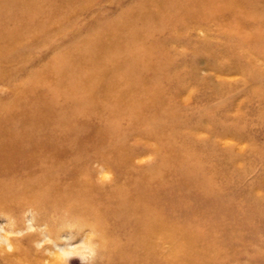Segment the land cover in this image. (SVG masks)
Instances as JSON below:
<instances>
[{
    "label": "bare ground",
    "instance_id": "bare-ground-1",
    "mask_svg": "<svg viewBox=\"0 0 264 264\" xmlns=\"http://www.w3.org/2000/svg\"><path fill=\"white\" fill-rule=\"evenodd\" d=\"M31 1L0 0V85L6 88L0 90V215L27 212L43 227L18 237L7 236L11 227L4 229L0 264H72L75 254L90 256L91 264H194L203 259L206 241L191 251L199 236L194 227L181 226L185 215L175 209L187 199L181 178L176 179L184 164L177 157L154 164L141 160L146 149L157 158L175 150L157 136L176 123V116L157 107L162 102L159 88H142L148 78L141 74L148 69L138 52L155 32L135 28L151 23L155 9L163 10L167 0H150L147 11L126 19L128 26L119 32L118 24L117 31L110 25L94 37L78 33L66 44H56L59 59L42 66L32 53L70 31L74 9L94 11L100 0ZM172 1L160 19L165 26L180 13L190 18L189 6ZM208 1L214 15L223 11L225 4ZM251 16L243 15L241 21ZM258 18L260 27L251 29L260 40L250 43L240 36L237 42L244 47L247 66L237 65L250 74L264 64L262 11ZM154 51L150 48L149 55L155 57ZM143 144L148 148L139 149ZM201 194H189L196 208L186 214L213 204ZM60 221L66 230L56 228ZM75 234L81 235L80 245L70 241ZM61 235L65 242L56 240ZM212 260L207 262L214 264Z\"/></svg>",
    "mask_w": 264,
    "mask_h": 264
},
{
    "label": "rangeland",
    "instance_id": "rangeland-1",
    "mask_svg": "<svg viewBox=\"0 0 264 264\" xmlns=\"http://www.w3.org/2000/svg\"><path fill=\"white\" fill-rule=\"evenodd\" d=\"M149 1L100 0L97 9L92 7L95 12L76 8L70 31L51 37L54 38L51 44V39L46 40L32 55L39 57V66L52 63L60 57L58 49H54L56 44H66L78 33L94 37L110 25L111 30L118 26L115 31L119 32L126 19L140 10L147 11ZM214 1L225 4L223 11L216 15L208 0H178V5L182 3L189 8L193 5L197 9L185 7L190 18L180 13L171 16L170 25L165 26L160 20L167 16L165 6L174 3L167 0L163 10L154 8L156 14L151 23L135 25L136 31L150 29L155 32L150 42L142 44L138 52L148 69L141 74L148 78L142 88L147 91L159 88L164 96L158 93L162 102L157 107L170 109L177 119L173 126H165L157 136L163 137L161 142L173 143L175 150L163 151L157 158L146 149L141 160L154 164L177 157L184 164L183 174H177L176 179L181 178L182 192L187 199L181 205L176 204L175 209L185 215L181 226L194 227L199 236L200 242L192 245L191 251L200 250L201 240L207 245L203 252L205 262L203 258L192 263L212 264L207 259H213L214 264H264V64L256 66L252 74L237 65L239 62L247 66L244 47L237 46L239 37H247L250 43L260 40V33L254 34L252 29L260 27L258 16L261 11L264 13L260 2L264 0ZM31 2L35 3L34 0ZM252 14L255 15L253 19L241 21L245 18L243 15ZM193 21L197 23L195 29L191 28L196 24ZM150 48L157 50L155 57L149 55ZM134 70L138 73L140 69ZM0 88L6 89L1 85ZM169 126L171 131H168ZM166 134L172 137L165 140ZM144 145L139 149L148 148ZM90 165L98 168L97 164ZM104 174L110 179L113 177L107 170ZM176 179H170V184ZM198 192L202 193L200 196L204 201L211 199L213 204L200 213L188 215L185 210L196 208L195 200H191L189 194ZM9 227L14 230L12 236L18 237L28 231H42L43 226L34 224L27 212L6 218L0 215V233H4V229L10 230ZM56 228L66 230L67 226L60 221ZM73 237L72 244L80 245L81 235ZM56 240L65 242L63 235ZM71 258L72 264L94 262L90 256L82 258L75 254Z\"/></svg>",
    "mask_w": 264,
    "mask_h": 264
},
{
    "label": "clouds",
    "instance_id": "clouds-1",
    "mask_svg": "<svg viewBox=\"0 0 264 264\" xmlns=\"http://www.w3.org/2000/svg\"><path fill=\"white\" fill-rule=\"evenodd\" d=\"M12 235H13L12 233L7 234L8 237H11ZM9 248H10V245H9Z\"/></svg>",
    "mask_w": 264,
    "mask_h": 264
}]
</instances>
